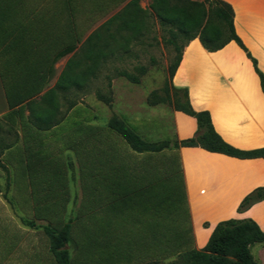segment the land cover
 <instances>
[{"label":"rangeland","instance_id":"1","mask_svg":"<svg viewBox=\"0 0 264 264\" xmlns=\"http://www.w3.org/2000/svg\"><path fill=\"white\" fill-rule=\"evenodd\" d=\"M107 2L0 0V31L20 28L34 33L32 38L38 35L48 54L54 36L48 31L53 29L58 39L70 29L77 36V49L104 21L101 9ZM148 3L139 0L138 6L147 9ZM19 13L21 19L16 17ZM33 13L45 16L43 32L42 17L30 19ZM149 24L126 49L108 56L83 91L69 96L75 106L55 129H28L23 111H15L12 126L19 142L1 158L7 171L0 169V264H55L42 230L23 225L22 219L57 228L70 221L71 264H171L186 250L182 239L189 242L190 235H182V230L189 219L182 192H115L120 168H147L149 162L108 130L107 121L122 120L148 142L176 139L172 105L152 102L166 93L174 97L170 70L177 51L162 44L163 31L156 21ZM115 25L104 36L114 33ZM167 153L159 158L175 156ZM129 173L135 175L125 174ZM177 178L173 172L163 190L173 184L179 189ZM162 185L163 181L156 188Z\"/></svg>","mask_w":264,"mask_h":264},{"label":"crops","instance_id":"2","mask_svg":"<svg viewBox=\"0 0 264 264\" xmlns=\"http://www.w3.org/2000/svg\"><path fill=\"white\" fill-rule=\"evenodd\" d=\"M129 1L108 0L107 7L101 9L100 19L104 18L105 22ZM221 1L231 6L235 34L264 75V0ZM118 7L120 9L113 13ZM21 13L16 15L17 19H21ZM28 16L33 20L42 17L43 32L45 16L39 13ZM52 20L57 22L53 15ZM66 31L68 35L58 36V39H54L53 29L48 31L54 35L49 42L51 51L48 54L41 49L43 41L38 35L32 38L34 33L28 35L20 28L0 31L1 121L16 125L13 121L15 111L20 110L23 111L21 116L27 118L26 102L41 96L55 84L66 62L78 49L75 46L77 36L70 29ZM170 84L186 91L193 111L208 112L213 129L226 144L242 152L264 148V94L251 60L235 42L207 51L197 38L190 40L181 51ZM173 124L178 140L191 138L196 131L195 119L180 111H173ZM27 128L38 131L29 125ZM53 129L55 127L50 130ZM130 151L147 160L148 166L120 168L122 177L115 184V192H182L181 200L185 202L189 219V225L185 227L188 232L185 228L182 230V235H190L189 242L182 239L186 250L202 249L214 227L228 219H251L264 231V200L245 211H237L247 194L264 188L263 157L238 158L199 147H180L159 154ZM167 152H173L175 156L161 160L160 155ZM128 171L135 175L125 174ZM173 172L178 176L176 181L180 188L170 186L163 190L166 180L171 183ZM161 181L162 187L156 188ZM254 247L257 248L253 257L259 264H264V243L251 246L250 251Z\"/></svg>","mask_w":264,"mask_h":264},{"label":"trees","instance_id":"3","mask_svg":"<svg viewBox=\"0 0 264 264\" xmlns=\"http://www.w3.org/2000/svg\"><path fill=\"white\" fill-rule=\"evenodd\" d=\"M138 2L139 0H130L95 29L68 59L55 84L41 96L26 102L25 109L28 112L26 126L29 125L38 131H49L58 126L75 106L74 100L69 96L83 91L108 56L113 55L117 50L126 49L129 41L141 36L143 30H148L151 20L156 21L163 31L162 44L171 46L177 51V58L170 70L171 77L178 65L184 45L190 40L197 38L207 51L218 50L233 41L251 60L264 94V75L258 70L255 60L235 34L233 10L229 4L221 0H149L147 9H141ZM113 24H116L114 33L103 36V32H108ZM119 36L121 43L118 42ZM123 75L130 80L133 79L126 73ZM170 89L173 98L169 99L166 93L165 98L155 100L152 104L167 101L172 105L173 110L193 117L196 121L193 137L184 140L148 142L126 123L116 118L107 121V129L116 133L135 153L159 154L180 147H199L209 152L238 158H264V148L242 152L226 144L213 129L208 112L193 111L185 90L175 89L171 85ZM97 96L103 99L100 94ZM18 141L19 135L15 128L0 120V169L5 172L7 169L1 157ZM262 200H264V188H258L242 199L237 211H245ZM21 222L27 227L42 230L47 237L48 250L55 264H71L68 249L71 242L70 221L58 228L49 224L35 225L34 222L26 219H22ZM262 243H264V231L254 221L228 219L214 227L202 249L183 251L171 264H259L251 254L250 248Z\"/></svg>","mask_w":264,"mask_h":264}]
</instances>
